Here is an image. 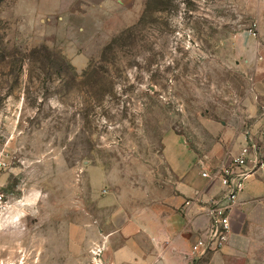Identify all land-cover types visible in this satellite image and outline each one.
Instances as JSON below:
<instances>
[{"label":"rangeland","instance_id":"1","mask_svg":"<svg viewBox=\"0 0 264 264\" xmlns=\"http://www.w3.org/2000/svg\"><path fill=\"white\" fill-rule=\"evenodd\" d=\"M248 89L264 0H0V264H94L117 203L170 179L166 135L208 163Z\"/></svg>","mask_w":264,"mask_h":264},{"label":"crops","instance_id":"2","mask_svg":"<svg viewBox=\"0 0 264 264\" xmlns=\"http://www.w3.org/2000/svg\"><path fill=\"white\" fill-rule=\"evenodd\" d=\"M244 99L246 113L241 115V123L208 122L210 135L216 139L207 152L208 163L188 148L182 136L166 135L164 156L170 179L163 189L148 191L144 206L125 208L117 203L110 226L100 232L105 264H183L192 244L209 235L208 202L223 194L218 180L202 178V163L214 168L228 151L237 154L251 142L263 166L250 176L239 196L226 246L210 252L199 264H264V131L256 132L264 123L257 115L258 105L264 103V89H248ZM188 201L192 205L186 208Z\"/></svg>","mask_w":264,"mask_h":264},{"label":"built area","instance_id":"3","mask_svg":"<svg viewBox=\"0 0 264 264\" xmlns=\"http://www.w3.org/2000/svg\"><path fill=\"white\" fill-rule=\"evenodd\" d=\"M262 109L264 111V107ZM257 151L256 145L251 142L241 148L238 154L226 156L214 168L205 167L202 163V178L218 180L223 194L219 199L208 202L205 214L211 221L209 235L192 244L189 252L184 255L183 264H199L210 252L220 251L226 246L231 232V215L238 204L239 196L250 176L263 166L256 156ZM251 156H254L253 167L249 168L248 161ZM191 205V201L185 203L186 208ZM5 207L4 195L0 194V210ZM102 253L103 248L94 253V264H105L100 260Z\"/></svg>","mask_w":264,"mask_h":264},{"label":"trees","instance_id":"4","mask_svg":"<svg viewBox=\"0 0 264 264\" xmlns=\"http://www.w3.org/2000/svg\"><path fill=\"white\" fill-rule=\"evenodd\" d=\"M149 7H150L149 2H147V4H146V10H145V12H144V16L142 17V19L147 15V13H148V11H149ZM134 28H135V27H132V28L130 27V28L126 29V30L123 32L124 36H125V35H130ZM117 41H118V39H117V40H114V41L112 42V44H109L106 50L113 49L114 46H115V43H117Z\"/></svg>","mask_w":264,"mask_h":264}]
</instances>
